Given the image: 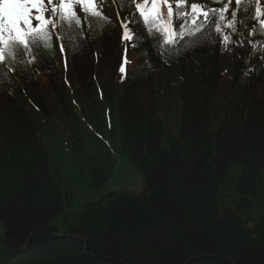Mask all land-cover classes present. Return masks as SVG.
<instances>
[{"label": "trees", "instance_id": "1", "mask_svg": "<svg viewBox=\"0 0 264 264\" xmlns=\"http://www.w3.org/2000/svg\"><path fill=\"white\" fill-rule=\"evenodd\" d=\"M249 2L252 22L234 32L237 5L202 0L220 32L208 25L192 51L115 0L143 35L122 43L116 15L60 19L62 50L0 61V264H264V0ZM192 19L185 32L205 26ZM116 155L143 175L141 193L72 208L85 183L109 181Z\"/></svg>", "mask_w": 264, "mask_h": 264}, {"label": "snow or ice", "instance_id": "2", "mask_svg": "<svg viewBox=\"0 0 264 264\" xmlns=\"http://www.w3.org/2000/svg\"><path fill=\"white\" fill-rule=\"evenodd\" d=\"M43 0H0V44L4 45V48H0V57H2L5 50L9 51V55H14L17 58H22L27 50L30 48L36 52L41 51L48 41V33L44 30V24L46 21L44 17L40 15L41 5ZM51 2V0H49ZM85 2V0H82ZM127 2V0H125ZM90 4L91 0H87ZM132 5L136 9V13L142 18L143 24L148 25L150 23L158 25V32L164 33L165 45H172L173 50L178 49L181 45L184 46V51H192L196 47L202 46V42H207L210 40V29L208 25H216L215 32H220V27L216 24L217 16L211 14L209 11L200 10L199 5L191 4L190 12H181L180 8L182 6V0H177L176 12L173 11L172 4L169 0H142V3H136L135 0H131ZM238 11H233L232 16L235 18L238 15L241 17L240 21H230L227 27L236 31L235 24L239 23L240 27H245V25L251 24V4L249 0H235ZM162 5H167V20L164 19V11ZM243 5V7H242ZM37 13L33 15V11ZM88 10L87 8L85 9ZM228 9L225 6L221 9H213L212 13L219 12L223 14ZM55 12V8L53 9ZM262 10L257 6L255 9V15L260 17ZM98 15V13H94ZM193 17L192 24L195 26L202 18L204 25L198 29L195 33L185 32L184 28L189 22V16ZM61 16L62 25L68 27L72 23L73 18L76 14L72 10L70 3L67 0H62L61 2ZM247 16L248 19L244 20L243 17ZM130 21L129 25L126 27H131L132 32L135 36H129L128 31L124 32L123 38L125 39H135L143 35V31L140 29L139 22ZM33 20L38 22L36 26H33ZM67 20L68 24H63V21ZM181 21H184L183 23ZM75 24L79 25L80 20L75 19ZM180 31L177 32L176 30ZM151 30V29H149ZM245 30H247L245 28ZM261 30H264V20L261 21ZM190 38V43L185 45L184 41ZM225 41L228 37L223 38ZM242 46V45H241ZM50 47V45H49ZM124 71V68H121Z\"/></svg>", "mask_w": 264, "mask_h": 264}, {"label": "rangeland", "instance_id": "3", "mask_svg": "<svg viewBox=\"0 0 264 264\" xmlns=\"http://www.w3.org/2000/svg\"><path fill=\"white\" fill-rule=\"evenodd\" d=\"M91 1L95 2V0H91ZM171 1L175 2V0H169V3H171ZM61 2L62 0H51V2H49V0H43L42 5H41V12L39 14L42 15L44 17V20L46 21V23L44 24V29L46 28L50 29L54 27L56 23V12H53V9L61 8ZM67 2L70 3L72 10L78 13L79 18H83L86 15L85 9L87 8V4L84 8V4L82 0H78V1L77 0H67ZM92 2L88 8L93 7ZM187 2L188 0H182V5L186 4ZM176 3H177V0H176ZM99 5L102 6V9L106 8L107 13L113 14L111 3L102 2ZM36 14L37 13L34 10L33 15H36ZM37 23L38 22L33 20L34 27L36 26ZM47 43L50 45L53 44V42L49 38H48ZM0 48H4V45L0 44ZM5 54L6 53L4 51L2 57H0V60H3V58L5 57ZM115 64H117V62ZM64 72L66 75V71ZM63 80L66 82V84H68L69 87L70 86L72 87V84H71L72 82L69 81L70 79L69 77H67V75L63 76ZM226 80L227 78L225 79V81ZM72 93H76V90L75 91L72 90ZM74 109H75V112L79 113L80 108H78L79 110L76 108ZM54 123H59V120L56 119ZM163 145L167 146V139L163 141ZM64 157H65L64 159L65 161H63V166H62L63 168L61 172L62 176L67 175V168L68 166H71L73 162V160L70 159L67 155H65ZM114 157H115V160L114 159L113 160H114L115 167H114L113 173L109 181L99 189L90 188L89 185L85 183L83 188L80 189L77 192L76 196L74 197L72 208H76L77 205H80L81 203H84L85 201H90V200L96 201L100 199L102 196L110 192H113V191L131 193V194H136V195L141 193V191L143 190V185H144L143 175L141 174V172L136 169V167L127 159L126 156L116 155ZM85 180L86 179H84L83 181ZM3 232H4V229H3L2 224L0 223V239L3 235Z\"/></svg>", "mask_w": 264, "mask_h": 264}]
</instances>
